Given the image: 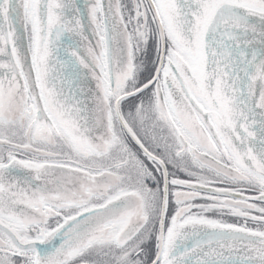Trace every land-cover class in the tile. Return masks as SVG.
Segmentation results:
<instances>
[{
	"label": "snow or ice",
	"instance_id": "obj_1",
	"mask_svg": "<svg viewBox=\"0 0 264 264\" xmlns=\"http://www.w3.org/2000/svg\"><path fill=\"white\" fill-rule=\"evenodd\" d=\"M0 264H264V0H0Z\"/></svg>",
	"mask_w": 264,
	"mask_h": 264
}]
</instances>
